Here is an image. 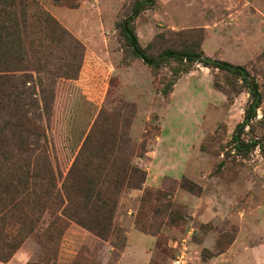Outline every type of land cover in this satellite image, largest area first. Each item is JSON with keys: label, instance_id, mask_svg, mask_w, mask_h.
Returning a JSON list of instances; mask_svg holds the SVG:
<instances>
[{"label": "rangeland", "instance_id": "1", "mask_svg": "<svg viewBox=\"0 0 264 264\" xmlns=\"http://www.w3.org/2000/svg\"><path fill=\"white\" fill-rule=\"evenodd\" d=\"M33 1L54 20L60 41H51L26 2L4 7L24 14L27 50L22 56L2 50L0 64L16 68L8 73L17 77L30 113L37 105L28 102L42 89L48 93L45 137L37 139L46 143L55 184L71 191L92 175L95 158L87 153L68 173L84 142L114 145L104 186L115 207L104 238L75 219L56 218L51 202L23 230L14 223L19 213H10L6 221L16 224L10 232L20 235L4 240L14 250L0 242V264H168L180 251L189 264H216L214 255L236 239L259 244L247 252L264 264V1ZM135 3L141 10L130 26L145 54L157 59L152 64L133 53L121 29ZM35 38L41 51H33ZM166 50L242 65L257 84L259 105L252 112L237 74L197 61L158 60ZM70 70L74 78L66 76ZM125 166L133 169L132 186L113 188ZM98 212L82 214L101 224ZM150 236L154 244L145 247Z\"/></svg>", "mask_w": 264, "mask_h": 264}, {"label": "trees", "instance_id": "2", "mask_svg": "<svg viewBox=\"0 0 264 264\" xmlns=\"http://www.w3.org/2000/svg\"><path fill=\"white\" fill-rule=\"evenodd\" d=\"M22 1L34 8L33 15L36 22L46 27L49 35H52L50 37L51 41H60L55 30L56 23L50 16L44 14L33 0H0V53L5 50L6 54L12 51L13 54L22 56L27 50L25 45L27 35L23 32L27 25L24 14L16 17L17 13L4 8H13ZM145 1L151 3L153 0ZM141 5L135 3L132 6L130 14L121 22V29L133 53L143 63L152 64L157 59L155 60L145 54L130 26L131 21L139 14ZM12 35L16 39L11 40L9 37ZM3 37L6 40H3ZM2 42L5 43L2 44ZM35 42L36 47L33 51H41L40 39L35 38ZM79 45L82 47L80 43ZM157 58L158 60L176 58L197 61L233 72L241 78L251 95L250 107L252 112L260 103L261 98L257 84L242 65L212 59L198 53L170 50L161 52ZM8 70L15 71L16 68L13 66V69H8L0 64V242L4 247L14 250L16 245L4 240L7 238L11 241L17 240L16 237L20 233L13 234L10 232V228L13 230L16 224L19 225L20 230L28 228L29 225L38 220L34 217L35 212L38 209L49 207V202L57 205L56 218L58 217L57 213H59L64 217L75 219L81 225L89 228L95 235L101 238L106 237V233L110 229V220L115 203L112 200L114 193L105 189L104 184L107 181L109 172L113 170L114 145L101 141L98 144L87 146L84 142L77 152L68 173L70 174L77 167L79 156L87 153L90 157L95 158L94 166L89 169V173L92 172V175L89 174L82 185L74 184L71 191H67L64 185L60 187L55 184L46 143L37 139L38 137L39 139L45 137L47 110L50 106L48 93L45 94L46 91L42 89L35 102L34 99L28 102V105L34 103L37 105V111L30 113L24 109L25 103L21 98L22 91L18 90L14 82L17 77L14 73L9 74ZM70 71L71 73L66 76L74 78V73L72 70ZM49 94L52 95V92L49 91ZM245 117L248 118L249 116L246 114ZM244 123L241 122L238 127L243 126ZM132 170L128 166H125L123 170L120 169L119 171L122 172L117 173L113 178V188H120L123 185L131 187L130 177L127 174ZM76 173H78V170H76ZM38 179L44 180V182L37 184ZM86 210L99 211L98 213H101L103 217L101 224H94L85 219L82 213ZM15 212L19 213L18 221L14 222L16 224L7 222L8 214ZM5 225H8L9 233L5 232ZM2 256L4 254L1 253L0 257Z\"/></svg>", "mask_w": 264, "mask_h": 264}, {"label": "crops", "instance_id": "3", "mask_svg": "<svg viewBox=\"0 0 264 264\" xmlns=\"http://www.w3.org/2000/svg\"><path fill=\"white\" fill-rule=\"evenodd\" d=\"M257 229L258 230L253 229L252 230L253 233L256 232V235L259 234V232L262 233V227ZM134 230L135 229H132L130 236L133 235ZM130 236L128 235V244L126 248H129L130 246ZM150 242L154 244V238L152 236H150V240L144 242V246L146 247ZM255 244L256 243H252V244L241 243L239 242V239H236L232 241L222 252L214 255V263L238 264V263H242V260L244 259L243 257H245L244 264H257V259L255 260V258L253 257L255 253L252 254L251 252L249 253L247 252L250 250H255V252H257L258 249L260 248V245L259 244L255 245ZM248 245L253 247H248Z\"/></svg>", "mask_w": 264, "mask_h": 264}, {"label": "built area", "instance_id": "4", "mask_svg": "<svg viewBox=\"0 0 264 264\" xmlns=\"http://www.w3.org/2000/svg\"><path fill=\"white\" fill-rule=\"evenodd\" d=\"M168 264H189V260L187 255L183 251H180L170 259Z\"/></svg>", "mask_w": 264, "mask_h": 264}]
</instances>
